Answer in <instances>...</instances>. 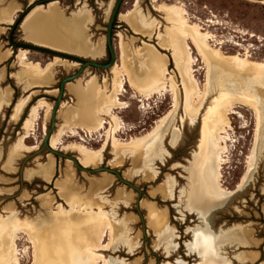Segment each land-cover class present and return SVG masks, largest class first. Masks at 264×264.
Wrapping results in <instances>:
<instances>
[{
  "label": "bare ground",
  "instance_id": "1",
  "mask_svg": "<svg viewBox=\"0 0 264 264\" xmlns=\"http://www.w3.org/2000/svg\"><path fill=\"white\" fill-rule=\"evenodd\" d=\"M33 1L36 0H29V3ZM151 1L155 11L162 14L167 22L165 31L160 30L159 23H155L153 19L150 20L147 16L142 15L139 0L132 10L122 15V18L134 34L148 39L156 35L157 45L161 49L171 52L176 69L182 77L185 93L184 114L180 118V122L182 124L186 120L194 122L209 104L202 119L201 138L195 156L196 161L191 168V170L194 169L193 182H190L191 190L190 195L188 194L190 205L187 208L196 213L203 224L196 231L195 235H198L196 241L190 243V250L197 252L200 257L197 264H233V260L228 257L227 252L225 253L224 247L229 244H233V247L239 244L246 246L254 244L251 241V231L242 226L223 231V233L214 231L210 226V220L215 210L222 207L230 198L247 186L258 165L262 135V113L256 101L247 94L240 93L241 90L239 92L232 91L234 94H229L226 92V90L230 92L228 86V88L225 87L226 90L222 88L223 83L217 78L218 70L215 69V64L226 65L228 67L226 69L244 76L250 74L253 76L250 78L258 84L264 85V60L251 59L248 54L225 53L221 47L210 44L209 34L205 32L203 26L190 20L183 5L166 3L164 0ZM6 2L7 0H0V34L5 32L7 26L13 24L15 17L22 11V5L19 3H8L3 7ZM60 8L57 1L54 0L33 6L21 25L24 39L34 45L56 52L77 56H101L105 47L99 43L100 40L92 46L81 31V27L88 22V13L81 12L78 17L65 19ZM38 13H42V16L34 19ZM131 41L132 39L126 42L121 37L122 65L114 64L111 67L114 72L111 88H108L107 79H104L100 84L96 77L92 78L87 86L82 85L81 80L77 79L83 73L67 82V90L85 100L86 104L82 109H79V107L72 108L66 102H61L58 112H64V123L52 132L49 140L50 150L48 151L55 156L66 155V158L70 159L68 160L70 164L74 162L77 168L94 173L93 170L97 168H89V166L97 165L110 145L116 154L115 162L118 166L123 164L126 154L132 155V168L127 176L125 175L126 177L140 171L146 179H152L156 174L152 162L155 158L162 157L164 153L162 140L173 123L180 101L179 91L175 77L169 74L167 69L168 56L162 55L152 43L143 40L142 45L133 48V41ZM191 45L199 59L205 64L206 83L203 90L193 75L194 58ZM12 53V50L9 49L4 53L0 50V63L7 60ZM16 58L22 70L15 76L33 89L18 99L14 105L12 115L14 120L21 116L32 95L37 92L34 88L46 85V80L54 66L67 63L71 67H75L79 64L55 55L49 62L42 65L40 62L30 61L26 49H19ZM1 75L3 76V72ZM75 80L77 83H72ZM125 82H128L129 86L143 98H150L166 91L172 95L171 108L157 120L155 125L144 134L131 137L128 140L117 137V132L122 128V122L116 114V110L125 108V103L120 98L125 88ZM215 88H218V95L209 102V94ZM57 91V89L46 90L50 94L58 93ZM10 101V89L0 90V110L4 104H8ZM236 104L248 107L254 112L257 127L253 148L248 157L247 170L238 185L234 189H228L222 184L223 153L227 151L226 140H228L226 134H223L228 131V128L231 129L228 114L230 110L235 108ZM52 109L53 103L44 98L38 99L31 106L23 121L22 136L10 148L6 165L10 166L18 156L23 155V152L38 149L39 144L29 146L26 144V140L35 135L41 120L42 133L47 132V124ZM102 129H105V139L97 149L89 148L81 142L63 143V138L67 133L75 136L77 130L92 133ZM174 129L176 131L174 130L170 137L172 145H176L181 139L180 127ZM57 148L62 151L78 152L80 154L79 162L73 160L72 162L71 158L73 157L66 153L59 154ZM54 159L52 155H47V162L41 163L36 169H27L24 174L25 178L33 180L35 177H40L47 183L51 182L54 178ZM70 164L64 171L65 177L56 181L57 184L55 183L61 196L66 199L67 207L58 204L52 209L55 199L53 200L49 193L38 196L42 205L48 209L47 213L45 212L46 214L38 219V224L43 225L46 229L36 231L29 225L11 224L12 219L0 221V264H19L16 254V239H18V234L22 232H26L35 245L34 264H98L99 262L118 264L107 259L103 254L109 247H113L116 241L122 239L119 235L117 222L108 218L107 211L104 209L105 206L102 207L97 204L99 192L110 184L111 178L105 176L102 179H92L90 190L84 194L85 200L83 201L79 193L82 188L74 183L75 170ZM104 171L112 174L107 170ZM173 185L174 182L169 178L157 188V191L170 197ZM128 199L123 192H119L115 196V203L128 202ZM145 205L148 211V223L158 236L157 245L160 243V245H166L169 250H173L175 244L170 236L167 210L160 209L155 203H145ZM75 214L79 215V219H72ZM57 232L61 234L60 238H58ZM107 232L109 233V241L104 244V237ZM124 241L130 247L135 246L133 239L126 240L125 238ZM76 243L80 244L82 248H78ZM236 257L238 261L246 263L257 259L258 252L242 251ZM133 264H138V262Z\"/></svg>",
  "mask_w": 264,
  "mask_h": 264
},
{
  "label": "rangeland",
  "instance_id": "2",
  "mask_svg": "<svg viewBox=\"0 0 264 264\" xmlns=\"http://www.w3.org/2000/svg\"><path fill=\"white\" fill-rule=\"evenodd\" d=\"M54 1H57L59 7H61L60 9L65 19H73L78 17L81 12H87L89 15L88 22L81 27L83 36L91 42L92 46L100 40L99 43L105 47L107 20L116 0ZM137 1L123 0L119 8V14L114 22L112 43L117 53L115 65H122L121 37L126 42L132 39L133 48L142 45L143 40L152 43L162 55L168 56L167 69L169 74L175 77L180 98L173 123L162 140L164 153L162 157H157L155 158L156 161L153 160L152 162L156 173L155 176L152 179H146L143 173L139 171L129 176L130 178L126 177L132 168V155L130 153L126 154L123 164L118 166L115 162L116 154L110 145L103 153V159L101 158V161L97 165H91L89 168L109 167L115 173L110 174L104 170L102 171V169L94 173L85 172L77 168L73 162H79L78 157H80V154L78 152L62 151L61 147L57 148L58 152L66 153L73 157L71 158L73 163L70 164L68 161L70 159L66 158V155L55 156L42 147L44 136L42 133V120L37 126L35 135L26 140V144L29 146L39 144L38 149L23 152V155L18 156L10 166L6 165L10 148L22 136L23 121L31 106L40 98H44L54 104L57 93L50 94L46 90H58L60 82L69 75L75 74L86 60H94L103 64L109 61L105 48L104 53L99 57H79L77 55L56 52L27 42L23 37L21 25L29 12L24 17V13L19 12L13 24L7 26L5 32L0 34V50L3 53L8 49L13 52L7 60L0 63V90L10 89L11 91V101L8 104H4L0 110V221L12 219L11 224L29 225L36 231L46 229L43 225L38 224V219L40 216H44L48 209L42 205L38 196L39 194L49 193L53 200L55 199L52 209L58 204L67 207L65 204L66 199L59 193L56 181L65 177L64 171L70 164L75 170L73 176L74 183L81 186L83 190H79L81 200L83 201L85 200L83 198L84 194L90 190L92 179H102L105 176L111 178L110 184L99 192L97 204H100L102 207L105 206L104 209L107 211L108 218L117 222L119 235L122 239H119V241L114 243L113 247H109L104 251L103 254L107 259L113 260L118 264H133L134 262H138V264H197L200 261V257L197 252L190 250V243L196 241L198 234L195 235V233L203 223L199 216L188 209L187 206L190 205V182H193L194 169L191 170V168L196 161L195 156L201 138L202 119L208 110L209 104L206 105L200 117L194 122H190L189 120H186L184 124L180 122V118L184 114L185 93L182 77L178 69H176L171 52L163 50L157 45L156 35L148 39L134 34L122 18V15L134 8ZM263 1L164 0L166 3L183 5L190 20L203 26L205 32L209 34L210 44L221 47L228 54H248L254 60H264ZM8 3H19L22 5V10L27 11L29 9L27 7L29 0H7L6 4H3V7ZM139 7L142 15L147 16L150 20L153 19L155 23H159L160 30L162 32L165 31L167 22L162 14L155 11L151 0H139ZM38 16H42V13H38L34 19L38 18ZM17 20L19 21L16 24ZM191 47L194 58L193 75L199 87L203 90L206 83L205 64L199 59L192 45ZM19 49L28 50V59L33 62H40L42 65L49 62L55 56L53 53L60 54L59 56L67 61H76L79 64L75 67H71L67 63L54 66L50 71L49 78L46 80V85L34 88L37 92L32 95L21 116L14 120L12 119L14 105L18 99L33 89L15 76L16 73L22 70L16 58ZM72 58H79L81 61ZM215 65V69L218 70L217 78L223 83L222 88L226 90L225 87L228 86L229 88H227L230 89V92L226 90L227 93L230 94L233 93L232 91L239 92L241 90L240 93H245L256 101L262 113V135L261 147L259 149L260 160L249 183L243 190L230 198L227 203L213 212L210 226L214 231L222 233L223 231L236 229V227L241 226L250 230L251 241L254 244L249 246L239 244L236 247H233V244H229L224 247L225 253L227 252L228 257L233 260V264H264V85H260L250 78L253 77L250 74L244 76L226 69L228 68L226 65ZM2 72L3 76L1 75ZM113 73L112 68L87 67L83 71L82 76L77 80H81V84L87 86L88 82L94 77L98 79V83L100 84H102L104 79H107L108 88H111L114 78ZM77 80L72 83H77ZM67 89L65 87L62 101L69 104L72 108L79 107V109H82L86 101ZM218 92V88L211 90L209 102L218 95ZM120 98L125 103V108L116 110V114L122 122V128L117 132V137L123 140L140 136L150 130L157 120L172 106V95L169 91L163 94H155L150 98H143L129 86L128 82H125V88ZM234 107L228 114L231 129L228 128V131L223 134H226L225 136L228 140H226L227 151L223 153L222 184L228 189H234L247 170L248 157L253 148L257 127L256 116L251 109L241 104H236ZM63 113V111L57 112L56 128L64 123ZM41 115L43 116V113ZM106 119L109 120L108 117ZM49 124L50 120L47 126ZM179 127L181 139L176 145H172L170 143L171 134L175 130L174 128ZM76 132L75 136L67 133L63 138V143L81 142L89 148L97 149L105 139V129L92 133L80 130ZM49 154L55 158L53 180L49 183L40 177L27 180L24 176L26 170L36 169L41 163H46L47 155ZM169 178L174 182L170 197L164 196L157 191V188ZM119 192H123L129 198L128 202L115 203V196ZM145 203H155L160 209L167 210L170 236L173 238L175 244L173 250H169L166 245H160V243L157 245L158 236L148 223V211ZM72 219H79V215L75 214ZM123 233L124 236H122ZM56 234L58 238L61 237L60 233L57 232ZM17 238L16 254L19 264H34L35 245L30 236L26 232H22L18 234ZM125 238L126 240L133 239L135 246L130 247L124 241ZM108 241L109 233L107 232L104 237V244ZM76 246L80 249L82 248L78 243H76ZM242 251H256L258 252V258L246 263L240 262L237 260L236 255ZM98 264L104 263L99 262Z\"/></svg>",
  "mask_w": 264,
  "mask_h": 264
},
{
  "label": "water",
  "instance_id": "3",
  "mask_svg": "<svg viewBox=\"0 0 264 264\" xmlns=\"http://www.w3.org/2000/svg\"><path fill=\"white\" fill-rule=\"evenodd\" d=\"M122 1L123 0H116L115 1V3L113 4V8L110 10L108 20H107L105 51H106V54H108V56H109V61L107 63L103 64V63H98L94 60H86L81 64L79 70L75 74L64 78L60 82L58 93H57L55 102L53 104V109H52L51 116H50V124H49L48 130L44 134L43 140H42V147L46 148L47 150H50L49 140H50L52 132L56 128L57 112L61 106L62 97H63L67 82H69L70 80L75 79L76 77L81 75L87 67L108 69V68H111L116 63L117 53L115 50V46L112 43V29L114 26L115 18H117L118 14H119V8H120ZM47 2H50V1H47ZM47 2H45V3H47ZM39 3L45 4L42 2V0H36V1L31 2V3H28L27 7L29 9H27V11H25L24 9L21 11V13H24L23 17L27 14V12H29V10L32 9L33 6H35L36 4H39ZM23 17H22V19H23ZM57 56H59V55H57ZM58 153L61 154L60 152H58ZM99 169H102V171L107 170L111 173H115V171L112 168H107V167L106 168L105 167L104 168H97L96 170H93V171H97Z\"/></svg>",
  "mask_w": 264,
  "mask_h": 264
},
{
  "label": "trees",
  "instance_id": "4",
  "mask_svg": "<svg viewBox=\"0 0 264 264\" xmlns=\"http://www.w3.org/2000/svg\"><path fill=\"white\" fill-rule=\"evenodd\" d=\"M47 1H50V0H47ZM18 21H19V20L16 21V24L18 23ZM51 53H53V52H51ZM53 54H55V55H60V54H57V53H53ZM72 59L80 60V61H81V59H79V58H72Z\"/></svg>",
  "mask_w": 264,
  "mask_h": 264
},
{
  "label": "flooded vegetation",
  "instance_id": "5",
  "mask_svg": "<svg viewBox=\"0 0 264 264\" xmlns=\"http://www.w3.org/2000/svg\"><path fill=\"white\" fill-rule=\"evenodd\" d=\"M46 1H47V0H42V2H46ZM122 2H123V1H122ZM115 21H116V18H115ZM115 21H114V22H115Z\"/></svg>",
  "mask_w": 264,
  "mask_h": 264
}]
</instances>
